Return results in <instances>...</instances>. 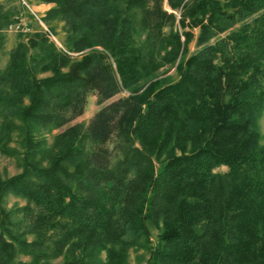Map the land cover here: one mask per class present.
Returning <instances> with one entry per match:
<instances>
[{
    "label": "trees",
    "instance_id": "obj_1",
    "mask_svg": "<svg viewBox=\"0 0 264 264\" xmlns=\"http://www.w3.org/2000/svg\"><path fill=\"white\" fill-rule=\"evenodd\" d=\"M39 1L63 48L34 30L0 67V147L19 152L14 132L23 145L22 170L0 177V264H129L131 247L147 264H264V0H167L177 22L163 0ZM15 21L0 3V51ZM187 26L200 48L180 58ZM165 64L178 76L162 84ZM121 89L46 146L90 91ZM8 194L26 200L23 229Z\"/></svg>",
    "mask_w": 264,
    "mask_h": 264
},
{
    "label": "rangeland",
    "instance_id": "obj_2",
    "mask_svg": "<svg viewBox=\"0 0 264 264\" xmlns=\"http://www.w3.org/2000/svg\"><path fill=\"white\" fill-rule=\"evenodd\" d=\"M0 3H3L6 7L12 8V10L16 13L17 21L11 23L6 29H5V45L3 49L0 51V67L4 66L6 63V60L8 58V51L11 47L15 45V43L19 39L26 40L30 33H32L34 30H43L46 33V27L49 29L48 25L42 20V17L45 14V11L53 4L51 2H40L39 0H0ZM163 6L168 9L172 10L167 0L162 1ZM174 11L176 15V22L177 18L179 17L180 8ZM55 32L54 36L48 38L53 39L55 41L56 46L59 48H62V42L64 38V32L62 30V22L60 21H53ZM169 26L164 27L165 32L168 31ZM186 29H191L194 33V36L191 38V40L188 42L187 50L184 52L180 58H185L191 53L195 52L197 49L200 48V45L196 43V34L198 32V28H190L186 27ZM145 36L146 32L143 30L135 29L133 33V42L135 46H143L145 43ZM214 38L211 40L213 41ZM73 58H79L80 54L77 52L72 53ZM157 75L154 76L157 79L161 81V83H167L177 78L178 74L174 67H172L169 64H165L164 66L160 67L157 70ZM51 71L47 70L44 72H39V77L50 75ZM145 79H141L138 81V83L135 84V86H140L142 83H144ZM128 91L125 89H121L119 92H117L114 96H112L109 99H106L104 101L98 100V94L95 90H92L88 93L87 99L84 105V108L81 113L73 115L69 117V119L66 121L64 125L61 127L53 130L52 132H46L45 136L47 137V143L46 146L50 145L53 139V135L57 132H59L62 129L67 128L70 125H73L75 123H84L87 124L88 121L91 119L93 114L104 104L108 103L109 101L122 96L124 94H127ZM261 124V131H264V110L263 114L260 119ZM13 139L9 141L8 146L9 147H15L19 150L18 153L10 154V153H4V151L1 150L0 147V177L6 178L8 176L14 175L18 172H20L23 168V160L21 159V151L23 149L22 142L20 140L19 134L14 132L13 133ZM113 139H110L108 141L109 148L113 145ZM112 153H115V149L111 152L110 156L113 157ZM227 170V166L222 164L218 165L213 168V171H225ZM26 203V200L17 195L8 194L5 196L3 200V206L6 210H11V216L13 219H18L20 222L21 229L26 227V217H24V210L22 209V206ZM117 217V221L114 223V227H118L121 222V218L118 213L115 214ZM1 219V214H0ZM118 232V228L116 230ZM158 231L156 229H152L151 233V241L152 244L156 242V235ZM25 237L27 239H30L33 237V234L30 232L25 233ZM149 252L145 249H137L134 247H131L129 249V255L128 260L129 264H147V258H148ZM29 260L30 256L27 254H18L16 260ZM64 257L58 256L56 258H53L50 260V264H63Z\"/></svg>",
    "mask_w": 264,
    "mask_h": 264
}]
</instances>
